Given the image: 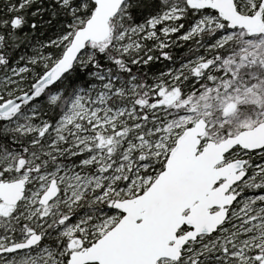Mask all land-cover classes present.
<instances>
[{
	"label": "snow or ice",
	"instance_id": "snow-or-ice-1",
	"mask_svg": "<svg viewBox=\"0 0 264 264\" xmlns=\"http://www.w3.org/2000/svg\"><path fill=\"white\" fill-rule=\"evenodd\" d=\"M0 264H264V0H0Z\"/></svg>",
	"mask_w": 264,
	"mask_h": 264
}]
</instances>
